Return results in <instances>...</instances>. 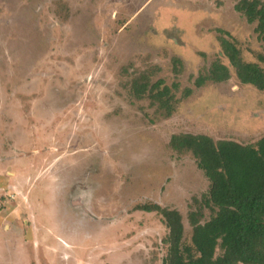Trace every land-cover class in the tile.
I'll return each mask as SVG.
<instances>
[{
  "label": "rangeland",
  "instance_id": "374dc122",
  "mask_svg": "<svg viewBox=\"0 0 264 264\" xmlns=\"http://www.w3.org/2000/svg\"><path fill=\"white\" fill-rule=\"evenodd\" d=\"M237 1L0 0V264H163L168 229L138 210L151 205L181 215L190 245L189 213L213 216L209 182L171 136L264 137V93L219 42L264 69ZM214 62L229 79L196 88ZM142 74L178 84V112L134 97Z\"/></svg>",
  "mask_w": 264,
  "mask_h": 264
},
{
  "label": "trees",
  "instance_id": "16d2710c",
  "mask_svg": "<svg viewBox=\"0 0 264 264\" xmlns=\"http://www.w3.org/2000/svg\"><path fill=\"white\" fill-rule=\"evenodd\" d=\"M234 10L248 24H256L255 32L264 44V0H238ZM227 37L219 42L235 77L240 84L264 93V69L246 61L236 41ZM229 77V69L214 62L208 74L198 77L194 86L223 83ZM131 85L134 97L147 98L164 118L179 111L181 100L174 93L178 84L168 87L162 80L150 83L142 74ZM191 94V89H185L181 99ZM169 145L179 154L190 153L208 180L205 205L213 216L201 223L200 211L189 213L192 235L190 245H186L182 218L177 211L157 205L139 207L143 212L160 214L168 229L163 264H264V137L254 145H241L182 133L172 135Z\"/></svg>",
  "mask_w": 264,
  "mask_h": 264
},
{
  "label": "crops",
  "instance_id": "0c3cea01",
  "mask_svg": "<svg viewBox=\"0 0 264 264\" xmlns=\"http://www.w3.org/2000/svg\"><path fill=\"white\" fill-rule=\"evenodd\" d=\"M10 175H12V174H10Z\"/></svg>",
  "mask_w": 264,
  "mask_h": 264
}]
</instances>
